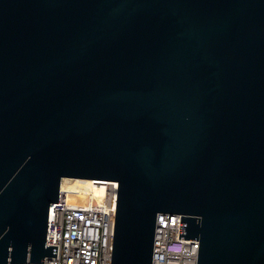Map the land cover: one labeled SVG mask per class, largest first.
Wrapping results in <instances>:
<instances>
[{"label":"water","instance_id":"1","mask_svg":"<svg viewBox=\"0 0 264 264\" xmlns=\"http://www.w3.org/2000/svg\"><path fill=\"white\" fill-rule=\"evenodd\" d=\"M64 178L117 181L110 264L160 213L264 264V0H0V264L56 256Z\"/></svg>","mask_w":264,"mask_h":264},{"label":"built area","instance_id":"2","mask_svg":"<svg viewBox=\"0 0 264 264\" xmlns=\"http://www.w3.org/2000/svg\"><path fill=\"white\" fill-rule=\"evenodd\" d=\"M78 180L72 191L61 186L57 202L49 207L46 243L56 245V256L18 264H110L117 181L92 180L106 182L103 195L69 204L68 192L81 194L91 182ZM179 225V214L157 215L151 264H196L198 241L178 237Z\"/></svg>","mask_w":264,"mask_h":264},{"label":"bare ground","instance_id":"3","mask_svg":"<svg viewBox=\"0 0 264 264\" xmlns=\"http://www.w3.org/2000/svg\"><path fill=\"white\" fill-rule=\"evenodd\" d=\"M65 179V178H64ZM73 181H76V182H80L81 180H78V179H75V178H69ZM63 184H64V181L63 180ZM62 181H61V186L62 188H64V185L62 184ZM84 181V180H82ZM105 183L106 182H94L91 180V182H88V186H87V189H84L82 190L83 192L81 194H75V199L74 198H69L70 194H73L71 192H68V196H67V202L69 204H84L86 203V198H87V195L88 196H94L95 198H98V197H101L103 195V189H104V186H105ZM74 188V185L73 186H69L68 187V191H72Z\"/></svg>","mask_w":264,"mask_h":264},{"label":"rangeland","instance_id":"4","mask_svg":"<svg viewBox=\"0 0 264 264\" xmlns=\"http://www.w3.org/2000/svg\"><path fill=\"white\" fill-rule=\"evenodd\" d=\"M63 180H65L64 181V184H63V181H62V184L64 185V189H68V187L69 186H75L77 183H79V182H76V181H73V180H71V179H69V178H65V179H63ZM89 185V184H88ZM87 185V186H88ZM72 193V192H71ZM69 198L71 199V198H74L75 199V193H73V194H70V196H69ZM76 200V199H75Z\"/></svg>","mask_w":264,"mask_h":264}]
</instances>
